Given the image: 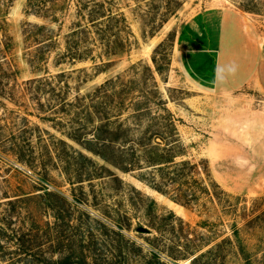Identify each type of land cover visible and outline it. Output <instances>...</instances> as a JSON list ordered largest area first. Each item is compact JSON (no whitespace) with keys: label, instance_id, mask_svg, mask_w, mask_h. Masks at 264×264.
I'll use <instances>...</instances> for the list:
<instances>
[{"label":"rangeland","instance_id":"1","mask_svg":"<svg viewBox=\"0 0 264 264\" xmlns=\"http://www.w3.org/2000/svg\"><path fill=\"white\" fill-rule=\"evenodd\" d=\"M116 6L136 42L129 52L104 58L103 62L110 64L100 72L102 61L98 58L61 60L76 21L75 0H0V226L39 227V238L34 241L37 247L31 252L38 256L19 260L17 254H11L0 264H40L42 253L63 263L66 254L80 249L81 239L72 238L76 236L74 220L69 224L68 220H55L45 203L35 198L44 190L60 194L77 212L89 214V218L83 216L84 222L94 228H101L96 220L106 222L100 207L118 205L132 223L123 231L125 237L143 253L130 258L128 264H148L152 251L145 239L148 237H155L154 251L167 264H190L193 256H198L195 264H264V96L246 90L228 94L201 89L187 76L197 61L192 47H183L179 36L176 40V33L196 15L218 8L242 16L244 30L259 34L264 41V0H116ZM47 38L55 41L54 47L50 48L51 42H42ZM136 63L153 69L176 127L174 135L155 127L151 144L157 142L163 148L177 139L183 156L175 162L189 161L192 177L206 191L193 182L171 181L158 167H147L144 161L142 169L117 172L124 182L117 190L105 186L102 179L91 180L93 185L86 180L69 184L63 167L70 160L71 148L89 157L92 154L69 138L68 133L80 122L74 110H59V100L49 95L45 83L51 89L60 81L61 86L66 82L70 99L120 77L124 83L134 80L130 86L133 95L142 96L150 90L151 81L144 78L142 68L133 73L131 67ZM155 66L161 68V75ZM80 129V138L89 139L90 135L82 132L89 134L91 128ZM91 158L103 164L97 157ZM139 174L160 185L165 194L152 189ZM129 186L154 200L160 212L174 214L176 219L167 227H173V232H165V224L159 233L136 232L148 202L144 198L141 202ZM5 196L33 199L25 202V207L17 206L20 218H11L9 223L1 220ZM137 198L140 209L132 206ZM94 241L104 254L113 251L112 233L96 230ZM4 247L9 252L15 250L9 241ZM183 249L187 251L185 259L172 261L167 255ZM115 259L116 263L121 260L119 256Z\"/></svg>","mask_w":264,"mask_h":264},{"label":"trees","instance_id":"2","mask_svg":"<svg viewBox=\"0 0 264 264\" xmlns=\"http://www.w3.org/2000/svg\"><path fill=\"white\" fill-rule=\"evenodd\" d=\"M37 1L33 0V2ZM75 1L76 21L69 30L66 51L61 60L67 58L68 62H81L98 58L102 61L99 67L101 72L102 68H107L110 64V62H103L104 58H109L120 52H129L134 45L132 42H136V40L132 41L134 36L125 16L116 6V0ZM38 29L43 30L41 27ZM42 42H51L49 46L52 48L55 41L52 38H47ZM138 68H142L144 78L151 81L150 90L142 96L133 95L134 91L130 86L134 84V80L124 83L120 77L110 78L95 87L91 92L83 95L76 94L70 99H68L67 94L69 85L66 82L61 86L59 83L62 81H60L58 87L55 85L51 89L48 86L49 83H45L49 88L47 90L49 95H52L55 100H59V110L63 112L74 110L75 116L80 122L79 127L74 128L72 133H68L69 138L92 154L91 157H97L103 161V164H99L88 155L71 148L70 160L63 167V173L70 185L82 183L84 180L93 185L91 180L102 179L105 186L117 190L116 186H124V182L117 172L132 173L142 169L141 162L144 161L147 167L150 166L154 169L158 167L157 169L162 171L164 176L171 181L193 182L195 186L200 188L201 184H198L192 177L193 165L187 160L175 162L177 158L183 156L182 148L177 139L166 143L163 148H160L157 142H154V145L151 144L152 138H150V135L155 127L169 135L176 133V127L173 116L167 108V102L158 89L153 69L148 64L136 63L132 65L131 70L134 73ZM155 70L161 75V68L155 66ZM61 76L58 77L62 78ZM76 109L78 110L77 113ZM145 123H148V125L145 126ZM81 126L84 129L87 126L91 128L89 134L88 132H82L90 135L89 139L85 137L82 140L80 138ZM59 142L64 144L62 140ZM138 177L144 180L152 189L165 194L162 187L153 184L150 178H144L141 174ZM81 185L78 187L80 190L82 189ZM73 189L75 190V188ZM128 189L135 193L141 202L143 201L144 197L138 190L132 186H129ZM202 189L206 191L207 188L203 187L199 190ZM14 197V199L4 197L7 200L2 202V205L6 206L1 216L2 221H9L10 223L11 218L19 219L20 210L25 207L24 203L33 199ZM73 197H75L74 193ZM35 198L45 203L47 209L52 211L55 220H68V224L74 220L75 225L72 228L75 229L76 236H72V238L81 239L78 244L80 249L66 254L63 263H59L50 256L46 257L42 253L39 258L40 264H128L130 258L143 256L142 248L125 237L123 231L129 230L132 223L130 218L120 213L118 205H115V207H100L98 211L106 219V222L96 220L101 228H94L90 223L84 222L83 219V216L89 218L90 215L77 212L60 194L44 190L43 194H39ZM75 199L80 201L77 197ZM139 199L137 198L134 203L132 201V206L137 205L140 209ZM144 200L148 203L141 215V222L139 221L134 229L145 226L148 229L147 234L159 233L161 232L160 226L165 224L166 229H162V231L173 232V227H167L176 219L174 214L172 212H160L156 202L152 199L144 198ZM19 205L21 208L16 210ZM29 216L36 218L32 214ZM33 218H31V221H36ZM38 228L26 229L24 226L11 228L9 224L8 226H5V224L0 226V260L11 254H17L19 260L38 256V253L31 254L32 250L37 247H35L34 241L39 238ZM99 229L112 233L115 243L112 247L113 251L104 254L103 250L96 247L95 232ZM84 238L88 239L87 243L84 242ZM145 239L152 248L147 263L167 264L160 260L154 251L157 249L154 243L155 237ZM6 241L15 246L13 252L4 249ZM167 255L170 260L177 261L187 258V251L184 249L175 252L169 251ZM116 256L121 259L117 263ZM197 261L198 256H193L190 259V264H195Z\"/></svg>","mask_w":264,"mask_h":264},{"label":"crops","instance_id":"3","mask_svg":"<svg viewBox=\"0 0 264 264\" xmlns=\"http://www.w3.org/2000/svg\"><path fill=\"white\" fill-rule=\"evenodd\" d=\"M244 26L242 16L209 8L176 33L183 47H192L197 61L186 73L201 89L228 94L246 90L264 96V41Z\"/></svg>","mask_w":264,"mask_h":264},{"label":"water","instance_id":"4","mask_svg":"<svg viewBox=\"0 0 264 264\" xmlns=\"http://www.w3.org/2000/svg\"><path fill=\"white\" fill-rule=\"evenodd\" d=\"M147 231H148V229H146L145 227H138L137 229H136V232H138V233H142V234H146L147 233Z\"/></svg>","mask_w":264,"mask_h":264},{"label":"clouds","instance_id":"5","mask_svg":"<svg viewBox=\"0 0 264 264\" xmlns=\"http://www.w3.org/2000/svg\"><path fill=\"white\" fill-rule=\"evenodd\" d=\"M233 71H235V69L233 68Z\"/></svg>","mask_w":264,"mask_h":264}]
</instances>
